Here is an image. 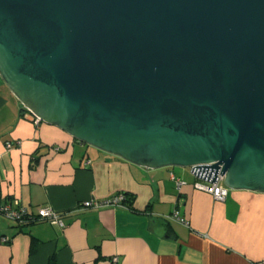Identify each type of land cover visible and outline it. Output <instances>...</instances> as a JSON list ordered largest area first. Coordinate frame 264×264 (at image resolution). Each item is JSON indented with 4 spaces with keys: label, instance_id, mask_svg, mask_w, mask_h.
<instances>
[{
    "label": "water",
    "instance_id": "1",
    "mask_svg": "<svg viewBox=\"0 0 264 264\" xmlns=\"http://www.w3.org/2000/svg\"><path fill=\"white\" fill-rule=\"evenodd\" d=\"M0 79L81 144L264 194V0H0Z\"/></svg>",
    "mask_w": 264,
    "mask_h": 264
},
{
    "label": "crops",
    "instance_id": "2",
    "mask_svg": "<svg viewBox=\"0 0 264 264\" xmlns=\"http://www.w3.org/2000/svg\"><path fill=\"white\" fill-rule=\"evenodd\" d=\"M197 182L191 169L138 167L37 124L0 79V206L48 207L65 224L0 215V264L264 263V194L229 190L218 202ZM117 194L128 209L80 208Z\"/></svg>",
    "mask_w": 264,
    "mask_h": 264
},
{
    "label": "built area",
    "instance_id": "3",
    "mask_svg": "<svg viewBox=\"0 0 264 264\" xmlns=\"http://www.w3.org/2000/svg\"><path fill=\"white\" fill-rule=\"evenodd\" d=\"M35 121L37 124L40 123L39 119L37 118H35ZM8 147L11 148V144H8ZM173 179L176 181L178 188H181L183 185H185V182L176 180L175 178ZM194 188L198 191L211 194L214 197V199L218 202H225L227 193L229 191V189H227L226 186L224 185L222 178H220L216 182V184H209L198 180V182L194 185ZM103 207L128 209L126 202V195L117 194L116 196L108 200H105L103 202L86 201L82 203L80 206L81 210L100 209ZM0 215H3L9 220L20 225L29 224V223L31 224L35 222H47L52 225L59 226L62 229L65 228V224L62 220L61 215L48 207L38 209L37 215H33L30 214L26 208L20 206V204L17 201H14L12 203L0 206ZM168 219L176 221L178 223H181L189 227V223L186 222L184 219L180 218L177 212H175ZM117 261L118 258H114L113 262L117 263Z\"/></svg>",
    "mask_w": 264,
    "mask_h": 264
},
{
    "label": "trees",
    "instance_id": "4",
    "mask_svg": "<svg viewBox=\"0 0 264 264\" xmlns=\"http://www.w3.org/2000/svg\"><path fill=\"white\" fill-rule=\"evenodd\" d=\"M125 195H126V194H125ZM126 202H127V203H130V202H131L130 197H129L128 195H126ZM50 264H56V263H55V260L52 259L51 262H50Z\"/></svg>",
    "mask_w": 264,
    "mask_h": 264
}]
</instances>
